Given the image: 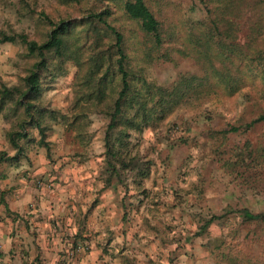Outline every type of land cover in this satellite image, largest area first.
I'll use <instances>...</instances> for the list:
<instances>
[{"label": "rangeland", "instance_id": "rangeland-1", "mask_svg": "<svg viewBox=\"0 0 264 264\" xmlns=\"http://www.w3.org/2000/svg\"><path fill=\"white\" fill-rule=\"evenodd\" d=\"M28 9L43 10L48 15L63 14L57 0H23ZM147 6L161 23L172 32L173 42L168 48L170 62L153 61L150 77L156 84L172 81L178 73H199L197 60L185 58L181 51L185 46L184 36L196 16L192 8H202L208 0H145ZM203 1V2H202ZM109 20L126 39L137 38L134 25L127 20L120 6L108 4ZM71 19H79L78 9L71 11ZM35 16L28 15L21 0H0V31L5 34H26L34 38L38 31ZM21 45L0 44V87L19 84L28 66ZM203 64V60H198ZM76 71L69 64L66 73L55 80L42 95L48 109L64 115L66 120L48 123L45 149L37 145L38 136L32 131L33 141L24 147L25 158L42 155L52 169H84L93 173V189L88 191L92 201L90 213H95L93 236L99 247L102 264H264V236L259 227H238L235 222L212 225L208 232L195 236L200 219L217 215L222 209L245 206L252 212H264V194L245 196L237 194L226 173L220 169L213 154L215 144L210 131H225L227 126H237L264 111V85L259 81L237 94L227 97L220 90L218 103L207 107L194 104L185 98L174 113L156 128H148L140 135L131 134L130 141L136 145L139 163L143 164L145 176L135 177L127 172L121 182L110 177L104 169L102 157V129L104 122L99 117L88 116L72 128L67 122L77 110H73L76 88ZM12 104L0 109L1 132L6 156L14 154L7 144L5 133L12 123ZM209 111L211 119L205 120ZM77 131L80 136L76 137ZM234 141L233 135H228ZM238 142H254L264 138V126H254ZM229 140V143H230ZM226 158V155H222ZM6 165V166H8ZM5 166V165H4ZM34 185L50 189V183L36 180ZM85 244L89 247V242Z\"/></svg>", "mask_w": 264, "mask_h": 264}, {"label": "trees", "instance_id": "trees-1", "mask_svg": "<svg viewBox=\"0 0 264 264\" xmlns=\"http://www.w3.org/2000/svg\"><path fill=\"white\" fill-rule=\"evenodd\" d=\"M63 14L48 15L43 10L28 9L35 16L38 31L34 38L26 34H5L0 31V44L17 43L28 61L19 84L0 87V109L12 104V123L5 133L7 144L14 154L0 151V163H18L25 158L24 147L32 141V131L38 136L37 145L44 143L48 123L67 117L48 109L42 95L56 79L66 73L69 64L76 71L75 100L67 127L95 115L104 122L102 129V157L104 169L110 177L121 182L127 172L135 177L145 176L139 163L136 145L131 134L140 135L148 128H156L170 117L181 101L188 98L200 105L214 107L220 90L230 97L259 81L264 85V0H208L202 8L194 5V22L185 33L181 55L197 60L199 73H178L174 79L159 85L150 77L153 61L170 62L168 48L173 42L172 32L164 29L145 0H57ZM108 4H117L124 17L137 31V38H124L112 25ZM81 12L79 19H71V11ZM193 13V14H194ZM198 60H203L200 64ZM205 120L211 119L209 111ZM256 125L264 126V111L225 131H210L215 144L213 154L221 170L226 173L240 196L264 194V138L254 142L239 137ZM228 135L234 136V141ZM80 136L77 131L76 137ZM230 140V143H229ZM226 155V158H222ZM146 171V170H145ZM122 183V182H121ZM235 222L238 227H259L264 236V212H252L245 206L222 209L217 215L201 217L195 236L208 232L219 221ZM229 224V223H228Z\"/></svg>", "mask_w": 264, "mask_h": 264}, {"label": "crops", "instance_id": "crops-1", "mask_svg": "<svg viewBox=\"0 0 264 264\" xmlns=\"http://www.w3.org/2000/svg\"><path fill=\"white\" fill-rule=\"evenodd\" d=\"M6 165L0 163V264H102L88 195L93 173L52 169L40 154Z\"/></svg>", "mask_w": 264, "mask_h": 264}]
</instances>
